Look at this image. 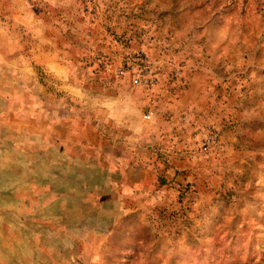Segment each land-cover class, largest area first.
Listing matches in <instances>:
<instances>
[{
  "label": "rangeland",
  "instance_id": "374dc122",
  "mask_svg": "<svg viewBox=\"0 0 264 264\" xmlns=\"http://www.w3.org/2000/svg\"><path fill=\"white\" fill-rule=\"evenodd\" d=\"M0 264H264V0H0Z\"/></svg>",
  "mask_w": 264,
  "mask_h": 264
},
{
  "label": "built area",
  "instance_id": "2783aa9c",
  "mask_svg": "<svg viewBox=\"0 0 264 264\" xmlns=\"http://www.w3.org/2000/svg\"><path fill=\"white\" fill-rule=\"evenodd\" d=\"M139 81H141V80H140V78H139L138 76L135 77V78H133V83H134V84L139 83ZM145 82L147 83L148 80L145 79ZM152 114H153V111H152V110H148V111L144 114V117H145L146 119H150L151 116H152Z\"/></svg>",
  "mask_w": 264,
  "mask_h": 264
}]
</instances>
